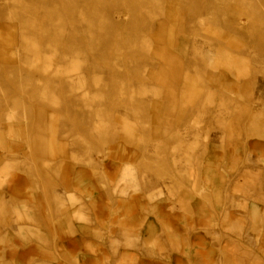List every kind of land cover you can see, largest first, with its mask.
I'll return each mask as SVG.
<instances>
[{
    "label": "rangeland",
    "instance_id": "1",
    "mask_svg": "<svg viewBox=\"0 0 264 264\" xmlns=\"http://www.w3.org/2000/svg\"><path fill=\"white\" fill-rule=\"evenodd\" d=\"M0 141L159 197L226 173L264 142V0H0Z\"/></svg>",
    "mask_w": 264,
    "mask_h": 264
},
{
    "label": "crops",
    "instance_id": "2",
    "mask_svg": "<svg viewBox=\"0 0 264 264\" xmlns=\"http://www.w3.org/2000/svg\"><path fill=\"white\" fill-rule=\"evenodd\" d=\"M32 144L0 143V264H264V142L174 198Z\"/></svg>",
    "mask_w": 264,
    "mask_h": 264
}]
</instances>
